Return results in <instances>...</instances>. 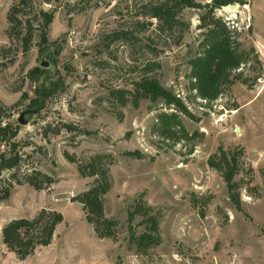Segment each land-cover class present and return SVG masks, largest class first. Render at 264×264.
<instances>
[{
    "label": "rangeland",
    "instance_id": "obj_1",
    "mask_svg": "<svg viewBox=\"0 0 264 264\" xmlns=\"http://www.w3.org/2000/svg\"><path fill=\"white\" fill-rule=\"evenodd\" d=\"M13 1L0 0V44L11 47L0 54V124L21 126L19 176L38 170L53 182L36 189L23 180L0 202V264H264V0L214 12L244 56L215 100L200 97L191 76V58L204 51L201 24L211 0H196L200 8L183 9L173 29L162 31L146 7L162 0H35L36 11L55 14L46 51L37 37L28 50L9 37ZM36 67L65 81L42 106L31 104L29 72ZM151 76L180 108L134 99L136 83ZM29 109L38 111L20 124ZM162 112L178 120L165 126ZM219 149L239 159L238 201L210 165ZM101 154L112 157L105 211L118 222L116 240L98 237L75 200L96 179L83 176L79 164ZM42 209L64 220L50 245L20 259L2 229ZM148 213L158 218L161 240L143 251L131 238L147 230Z\"/></svg>",
    "mask_w": 264,
    "mask_h": 264
},
{
    "label": "trees",
    "instance_id": "obj_2",
    "mask_svg": "<svg viewBox=\"0 0 264 264\" xmlns=\"http://www.w3.org/2000/svg\"><path fill=\"white\" fill-rule=\"evenodd\" d=\"M35 0H14L8 12L10 38H20L25 50H28L35 37L39 38L41 51H46L49 45L48 31L55 14L52 11L34 8ZM238 0H211L206 5L207 11L202 17L201 41L203 54L191 58V76L194 78L192 88L206 100H215L221 93L222 86L231 83L230 73L242 64L244 56L236 49L230 37L228 27L221 23L215 16L217 8L232 5ZM243 2V1H242ZM202 5L196 0H162L156 4L146 5L147 14L159 21L158 30H171L178 22V14L185 8H200ZM28 9H31V12ZM38 25H35V22ZM37 32V33H36ZM125 34V33H124ZM11 47L0 44V54L7 53ZM13 62V60L11 61ZM29 77L34 83V98L31 104L42 106L47 100L60 92L65 81L59 77L53 79L48 69L36 67L29 72ZM123 93V91H119ZM25 97L27 94L24 95ZM149 99L152 102L164 101L167 106L175 105L180 108L181 100L169 89L162 86L156 77H144L136 83L134 99ZM165 126H171L178 120L177 113L162 112L159 115ZM63 127L72 130L70 124ZM21 126L14 121L0 124V202L10 198L13 188L22 181L28 182L36 189H43L52 184L53 179L41 171L33 170L21 177L18 172L24 162L22 143L18 139ZM135 156L137 152L127 153ZM71 161L75 159L66 153ZM112 157L110 155H96L79 164V171L83 176H95V182L87 190L80 193L75 200L83 205L86 219L94 227L100 238L116 240L118 222L106 215V194L111 190L113 179L110 172ZM210 165L221 172L227 182L231 197L240 200V185L235 177L239 172L240 163L237 155H231L224 149L214 154ZM6 173L9 175L6 176ZM144 206L136 209L141 213ZM135 212V213H136ZM64 220L61 212L42 209L36 216L15 218L6 223L2 229L3 242L11 252L20 259L33 255L37 248L48 246L52 243L56 229ZM147 230L142 233H132L131 242L138 250L146 251L160 243L159 222L155 216L145 217Z\"/></svg>",
    "mask_w": 264,
    "mask_h": 264
},
{
    "label": "water",
    "instance_id": "obj_3",
    "mask_svg": "<svg viewBox=\"0 0 264 264\" xmlns=\"http://www.w3.org/2000/svg\"><path fill=\"white\" fill-rule=\"evenodd\" d=\"M232 9H237V6L236 5H232L231 6ZM43 66H48V64H42ZM38 111V109H29V110H26L24 111L21 116L18 118V121L20 124H26L28 121L24 119V117L27 115V114H31V113H36Z\"/></svg>",
    "mask_w": 264,
    "mask_h": 264
}]
</instances>
